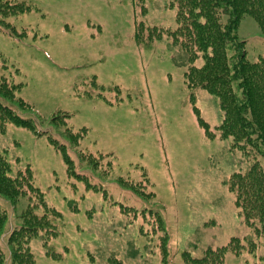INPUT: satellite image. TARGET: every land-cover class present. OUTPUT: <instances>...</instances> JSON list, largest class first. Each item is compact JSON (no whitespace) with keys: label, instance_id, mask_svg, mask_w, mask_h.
I'll list each match as a JSON object with an SVG mask.
<instances>
[{"label":"rangeland","instance_id":"rangeland-1","mask_svg":"<svg viewBox=\"0 0 264 264\" xmlns=\"http://www.w3.org/2000/svg\"><path fill=\"white\" fill-rule=\"evenodd\" d=\"M8 1L30 9L5 19L20 35L0 26V80L19 84L15 99L29 107L0 102L32 119L36 133L8 124L0 147L13 163L29 166L34 186L60 214L50 217L57 236L31 243L35 264H182L188 249L221 248L232 239L247 244L252 232L240 222L226 182L249 162L231 140L210 138L207 125L216 132L222 119L217 99L186 88L184 70L164 43L142 47L133 39L136 22L175 25L174 9L165 7L171 0H147L142 15L132 0ZM238 38L248 60L264 53L251 17L241 19ZM59 114L64 118L56 125L51 119ZM65 128L85 130L77 148L103 155L108 176L99 173L103 166L94 171L84 160L76 172L68 171L47 137L68 144ZM67 152L75 166L81 163L78 153ZM120 178L153 196L133 192ZM33 200L29 195L14 203L0 196L8 214L0 236L6 264L7 235ZM148 210L163 221L165 252L152 239ZM224 263L264 264V236L250 253L226 252Z\"/></svg>","mask_w":264,"mask_h":264},{"label":"trees","instance_id":"trees-1","mask_svg":"<svg viewBox=\"0 0 264 264\" xmlns=\"http://www.w3.org/2000/svg\"><path fill=\"white\" fill-rule=\"evenodd\" d=\"M146 1L132 0L133 7L140 9V15L144 12ZM165 7L174 9L175 25L156 27L136 22L134 41L142 47H147L152 41L164 43L172 54L174 65L184 70L186 88L191 92L204 90L215 96L222 119L216 132H210L207 125L210 138L231 140L232 147L249 162L244 170L233 173L226 182L234 196L240 222L252 232L246 240L247 244L232 239L221 248L188 249L181 253L182 264H225L226 252L236 255L244 251L250 253L256 247L257 238L264 236V53L253 61L248 60L245 42L238 38L241 19L249 16L256 22L264 41V0H171ZM29 9L24 3L0 0V26L3 24L12 35H20L5 19ZM19 87V84L0 80V97L8 102H16L20 108L29 107L22 99H15ZM63 118V114L54 115L51 122L59 125ZM8 124L36 133L32 119L18 116L12 107L0 102V135L6 132ZM84 132L65 128L63 135L69 140L68 144L47 136L49 143L62 153L70 173L76 172V167H83V160L94 171L103 166V155L83 153L77 148ZM67 147L78 153L81 160L79 165L75 166ZM8 153L7 148L0 147V196L14 203L29 195L34 198V205H29L16 217L17 225L7 235L10 264H35L31 243L39 239L45 244L46 240L57 236L50 217L59 218L60 214L47 206L41 192L34 186L29 166L21 167L13 163ZM15 161L18 162V159L15 158ZM103 167L99 173L106 177L110 174V164ZM120 181L135 193H143L148 198L153 196L151 192L146 194L140 191L131 181L121 178ZM144 182L147 183V179ZM35 207H44L46 212L38 215L34 212ZM130 210L133 217L135 210ZM145 213L154 217L151 225L156 235L152 239L165 252L168 234L159 213L150 210ZM138 215L142 221L145 220L143 215ZM7 219V211L0 205V236ZM139 226L141 230L143 223ZM0 264H6L2 250Z\"/></svg>","mask_w":264,"mask_h":264}]
</instances>
